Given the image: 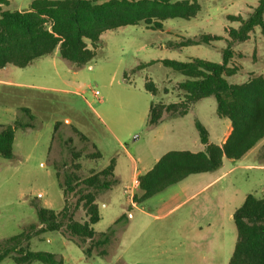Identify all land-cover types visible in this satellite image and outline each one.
Here are the masks:
<instances>
[{"label": "rangeland", "instance_id": "rangeland-1", "mask_svg": "<svg viewBox=\"0 0 264 264\" xmlns=\"http://www.w3.org/2000/svg\"><path fill=\"white\" fill-rule=\"evenodd\" d=\"M33 1L8 0L0 8L25 11L31 9ZM198 2L201 11L196 17L167 19L160 30L142 23L105 31L103 45L97 49L94 60L81 68L63 59L59 49L28 67L0 68V126L14 124L18 118L28 120L22 107L35 114L33 128L16 130L14 157L0 156V242L23 231L32 232V225L40 227L37 207L60 210L66 201L76 204L80 194L70 193L66 199L60 186L66 173L76 170L75 163L81 165L77 174L86 178L114 160V182L98 196L101 219L94 225L97 236L110 234L109 243L103 247L107 254L101 256L94 251L93 257L88 258L83 248L62 231L32 236L31 250L56 253L64 258V264H229L238 238L234 210L250 193L264 196V138L241 159L225 158L222 169L231 170L226 180L178 209L171 210L181 200L175 194L176 186L142 203L133 200L139 193V178L138 188L133 185L135 170L142 173L143 166H150L169 150L205 148L197 120L208 129L210 141L225 143L233 129L228 118L217 114L215 97L191 104L190 113L183 115V119L181 115L165 113L163 121L171 125V140L160 137L158 128L148 124L149 106L153 102L169 104L184 100L179 83L185 76L165 66L162 60L188 61L200 57L222 62L228 30L240 25L228 15L246 18L259 0ZM203 33L223 38L182 49L166 47L170 41ZM232 48L231 66L238 72L228 77L230 82L264 77V35L260 26L255 27L249 39L235 43ZM152 60L157 62L149 63ZM147 82L156 87V95L145 88ZM95 90L99 95H95ZM67 117L71 118V124L66 123ZM75 127L88 140H83ZM181 133L190 139L194 136L192 145V141L185 146L179 140ZM71 148L80 154L78 159ZM98 151L101 157L90 156ZM212 175H194L199 178L185 196L198 190ZM127 188H131L128 193ZM207 194L217 197V201L213 198V203L202 207ZM75 217L79 221L87 219L83 206ZM26 244L25 241L23 245ZM3 264L18 263L9 256Z\"/></svg>", "mask_w": 264, "mask_h": 264}, {"label": "trees", "instance_id": "trees-1", "mask_svg": "<svg viewBox=\"0 0 264 264\" xmlns=\"http://www.w3.org/2000/svg\"><path fill=\"white\" fill-rule=\"evenodd\" d=\"M4 2L8 0H0V4ZM0 11V68L8 65L27 67L38 58L53 54L56 49H59L63 59L81 68L94 60L97 49L103 45L102 34L105 31L142 23L160 30L167 19L196 17L201 11V4L198 0H107L101 3L97 0H34L29 10L0 8ZM228 18L240 22V25L228 30V45L223 50L222 62L200 57L188 61L171 58L162 60L165 66L185 76L179 83L184 100L169 104L153 102L148 124L151 127L159 125L167 112L186 115L191 104L215 97L217 114L231 121V134L223 144L210 141L208 129L197 120L196 127L205 148L200 151L166 152L152 169L140 175L139 193L133 198L136 203L148 200L192 174L219 169L224 158L241 159L264 138V77H254L243 83H233L228 79L238 72L236 67L231 66L233 45L249 39L256 26L261 27L264 35V0H259L248 17L230 14ZM222 38L221 35L203 33L181 41H170L167 47L176 49L210 44ZM155 62L157 60L149 63ZM145 88L157 94L153 84L147 82ZM21 110L28 120L18 118L14 124L0 126L1 157H14L17 128L34 127L35 115L31 109L22 107ZM74 130L83 140H88L78 128ZM71 149L78 159L80 154ZM90 156L98 158L102 154L98 151ZM75 167L79 170L81 165L75 163ZM76 170L67 172L64 182H60L66 199L70 193L80 194L76 204L66 201L60 210L37 207L40 227L32 225V232L23 231L0 242V264L9 256L18 264H31L34 261L64 264V258L56 253L33 251L29 247L32 236L49 231H62L83 248L88 258L93 257L94 251L101 256L107 254L103 247L109 243L110 234L97 236L94 225L101 219L98 196L110 189L114 182L115 161L112 160L107 167L86 178H81ZM80 206L86 211L87 219L84 221L75 217ZM233 219L238 238L229 264H264V196L248 194L235 210ZM25 241L27 244L24 246ZM87 243L90 245L87 246Z\"/></svg>", "mask_w": 264, "mask_h": 264}, {"label": "crops", "instance_id": "crops-1", "mask_svg": "<svg viewBox=\"0 0 264 264\" xmlns=\"http://www.w3.org/2000/svg\"><path fill=\"white\" fill-rule=\"evenodd\" d=\"M103 35V34H102ZM91 47V46H90ZM166 47H167V45H166ZM184 47H186V46H184ZM168 48V47H167ZM181 49H182V47H180ZM172 49V48H171ZM176 49H178V48H176ZM59 52V51H58ZM59 54V53H58ZM43 58V57H42ZM164 59H166V58H164ZM172 59V58H171ZM54 61V60H53ZM183 61H186V60H183ZM34 63V62H33ZM33 63H31V64H33ZM30 64V65H31ZM9 66V65H8ZM8 66H6V67H4L5 69H7L8 68ZM29 66V65H28ZM27 66V67H28ZM7 83H10L9 81L7 82ZM17 85H21V83L20 84H18L17 83ZM22 85H24V84H22ZM174 102H177V101H174ZM151 106V105H150ZM150 106H149V111H150ZM190 113V111L186 114V115H188ZM35 115V114H34ZM185 115V116H186ZM97 116H98V118H103L102 117V115L101 114H97ZM185 116H181L182 117V119L183 118H185ZM177 118H175V120H176ZM65 121H66V123H68L69 122V124H71V118H69V117H67L66 119H65ZM182 123V122H181ZM170 127H171V125H170V123L167 121V120H165V121H162L159 125H157V126H155L154 128H158L157 129V132L159 133V135H160V137H166L167 138V140H171V139H173V136L172 135H170V132H169V129H170ZM177 136V135H176ZM180 136V137H179ZM178 137H179V140L181 139L182 141H183V143H184V145L185 146H188L189 145V141H192L191 142V145H192V143L195 141L194 140V136L190 139L189 137L187 138L186 137V135L184 134V133H181L180 135H179ZM174 138H175V136H174ZM176 140H177V137H176ZM189 142V143H188ZM216 143H218V144H222V143H224V142H216ZM182 150H190L189 148H183ZM170 151V150H169ZM191 151H194L193 149L191 150ZM163 156V155H162ZM162 156H159V157H157V158H155V160L151 163V165L150 166H143V172L142 173H140V171L141 170H139V169H137V167H136V169H137V171L135 170V173H134V186H135V188H138V183H139V181H138V183L136 182V180L140 177V175H142V174H144V173H146V172H148L150 169H152L153 167H154V165L157 163V161L162 157ZM224 162H225V158H224ZM224 162H223V165H224ZM230 172H231V170L229 169V170H224V169H222V167L220 168V169H217V170H213V171H210V172H205V173H200V174H192V175H190V176H188L187 178H185V179H183L182 181H180V182H178L177 184H174V185H171V186H169L168 188H166L165 190H168L170 187H172V186H176L177 187V189H176V191H175V194L176 195H178L180 198H181V200H179V201H177L176 202V205L175 206H173V208L171 209V210H174V209H178V208H180L181 206H184L185 205V203L187 204V202L188 201H192V200H195V199H197L198 197H199V194H201V193H203V192H206V191H208L209 189H211L214 185H216V184H219V183H221L223 180H226V178L229 176V174H230ZM211 173H213V175H212V177H210V180H208L207 182H205V183H203V185L200 187V188H198V190L196 189L194 192H192L191 194H188V195H186L185 196V193H186V191H188V189H190L192 186H194L193 185V182L196 180V179H198L199 177H193L194 175H198V176H203V175H206V174H211ZM137 183V184H136ZM192 188H194V187H192ZM165 190H163V191H165ZM159 193H161V192H159ZM213 198L214 199H216V201H217V197H215V196H213V195H211V194H207L206 196H205V201L202 203V207H204V206H206V204H210L211 202L213 203ZM219 201V200H218ZM215 203V202H214ZM133 204H134V202H133ZM220 204V203H219ZM218 204V205H219ZM237 209V208H236ZM235 209V210H236ZM170 210V211H171ZM235 210H234V212H235ZM234 212H233V214H234ZM219 213H220V207L218 206L217 208H216V215H218L219 216ZM130 216H131V214H130Z\"/></svg>", "mask_w": 264, "mask_h": 264}, {"label": "built area", "instance_id": "built-area-1", "mask_svg": "<svg viewBox=\"0 0 264 264\" xmlns=\"http://www.w3.org/2000/svg\"><path fill=\"white\" fill-rule=\"evenodd\" d=\"M95 95H99V91L98 90H95ZM129 190H131V188H127L125 191L128 193Z\"/></svg>", "mask_w": 264, "mask_h": 264}]
</instances>
